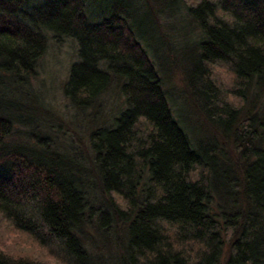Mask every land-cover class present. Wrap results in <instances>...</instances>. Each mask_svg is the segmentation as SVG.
Returning <instances> with one entry per match:
<instances>
[{"label": "trees", "instance_id": "trees-1", "mask_svg": "<svg viewBox=\"0 0 264 264\" xmlns=\"http://www.w3.org/2000/svg\"><path fill=\"white\" fill-rule=\"evenodd\" d=\"M99 1L0 0V264H92L99 235L116 264H264V0H141L167 53L168 8L197 36L178 101L200 141L123 1ZM67 39L70 105L123 101L70 150L18 97Z\"/></svg>", "mask_w": 264, "mask_h": 264}, {"label": "rangeland", "instance_id": "rangeland-1", "mask_svg": "<svg viewBox=\"0 0 264 264\" xmlns=\"http://www.w3.org/2000/svg\"><path fill=\"white\" fill-rule=\"evenodd\" d=\"M122 1L124 12L135 23L139 34L152 42L154 47L151 49V53L160 64L159 67L160 71H162L166 88L170 90L177 101L183 97L185 98L186 69L192 67L196 60L197 36L193 32V28L191 29V25L180 14H177L178 11L168 8L166 12L172 16L171 19L166 20L163 14L159 22L161 23L160 27L163 35L172 44L173 50L167 53L165 42L161 41L159 36L160 30L157 31L155 29L152 18H150L147 8H143L141 0H100L96 12L97 15L100 16L107 6L112 4L120 5ZM76 51L77 46L73 39H67L60 43L50 40L48 51L41 60L40 76L33 81L30 89H26L28 94L22 93V95H18L21 100L31 102L33 110L30 113L43 120V128H47L48 131L49 129L50 131L54 130L55 134L53 136L56 135L59 146L65 145L67 149V143L78 144L79 146L84 145L82 141L86 142V132L110 121L112 117L118 114L123 104L119 88L115 84L111 92L103 97L102 108L89 112L90 118L83 111L70 105L63 94V85L71 64L78 57ZM186 99L188 100V98ZM176 109L178 112L182 110V116L193 136L197 137L196 139L199 141L204 139L203 136L207 131H203L201 125L204 124L200 125L202 121H191L190 123L188 118L190 119L194 115L184 110L179 101ZM198 123L201 128L198 127L197 129L195 125H198ZM58 130L59 132H57ZM14 138L15 140H21L25 137L18 135ZM99 236H97V242L99 243L94 241L96 244L92 252L95 254V258L92 264H116V251L112 246L105 244V242L111 244L109 237L106 239L103 236ZM10 237L11 234L8 235V239ZM93 237L95 238V236Z\"/></svg>", "mask_w": 264, "mask_h": 264}]
</instances>
